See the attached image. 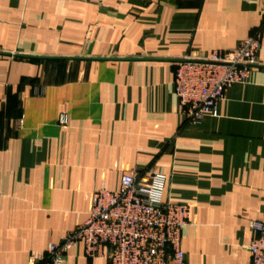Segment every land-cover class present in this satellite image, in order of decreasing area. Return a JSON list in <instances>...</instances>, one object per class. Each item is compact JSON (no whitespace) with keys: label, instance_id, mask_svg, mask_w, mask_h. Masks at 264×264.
<instances>
[{"label":"crops","instance_id":"crops-1","mask_svg":"<svg viewBox=\"0 0 264 264\" xmlns=\"http://www.w3.org/2000/svg\"><path fill=\"white\" fill-rule=\"evenodd\" d=\"M263 8V0H0V264L46 255L88 219L92 191L119 189L127 169L165 173L164 199L191 205L182 233L189 264H250L251 221H264ZM257 30L247 81L227 89L217 116L189 123L177 62L234 49ZM68 264L109 261L77 243Z\"/></svg>","mask_w":264,"mask_h":264},{"label":"built area","instance_id":"built-area-1","mask_svg":"<svg viewBox=\"0 0 264 264\" xmlns=\"http://www.w3.org/2000/svg\"><path fill=\"white\" fill-rule=\"evenodd\" d=\"M262 35L257 30L234 49H218L206 57L177 62L175 92L189 123L200 125L206 115L217 116L218 103L227 89L247 81L258 65ZM59 122L67 124V116L61 115ZM166 180V174L155 169H127L119 189H94L88 219L29 264H68V251L77 243H83L86 257H104L109 264H189L182 233L190 222L191 205L165 200ZM251 228L250 264H264V221L252 220Z\"/></svg>","mask_w":264,"mask_h":264},{"label":"water","instance_id":"water-1","mask_svg":"<svg viewBox=\"0 0 264 264\" xmlns=\"http://www.w3.org/2000/svg\"><path fill=\"white\" fill-rule=\"evenodd\" d=\"M18 56H21V57H26V58H38V59H49V58H52V59H62V58H76V57H34V56H29V55H18Z\"/></svg>","mask_w":264,"mask_h":264}]
</instances>
